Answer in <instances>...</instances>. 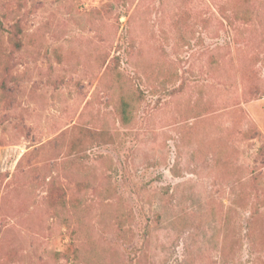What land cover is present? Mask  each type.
<instances>
[{"label": "rangeland", "instance_id": "1", "mask_svg": "<svg viewBox=\"0 0 264 264\" xmlns=\"http://www.w3.org/2000/svg\"><path fill=\"white\" fill-rule=\"evenodd\" d=\"M0 14V264H264V0Z\"/></svg>", "mask_w": 264, "mask_h": 264}, {"label": "trees", "instance_id": "2", "mask_svg": "<svg viewBox=\"0 0 264 264\" xmlns=\"http://www.w3.org/2000/svg\"><path fill=\"white\" fill-rule=\"evenodd\" d=\"M2 32H7L9 35V44L10 47L12 48V53H20L23 49H24V40H23V30L22 27L16 23L13 25L12 29H5L4 28V24L2 22V15L0 14V35L2 34ZM0 47H1V43H0ZM4 66V69L7 71L8 67H10V63H9V55L7 57L4 58V60L2 59L1 55H0V67ZM121 73L118 71V75L119 78H121ZM119 114H120V120L123 126H130L132 125V122L134 120V112H136V109L134 108L133 103L131 102V100H127V99H122V101L120 102V107H119ZM86 132L90 133L88 130H86ZM95 134L97 135H103V132H96ZM77 148H79L81 146V143H77ZM84 158V157H83ZM110 193V191H107L106 195ZM77 216V213H76ZM117 221L119 223V226H124V221L122 220V217L119 216L117 217ZM76 232V231H75ZM77 234V232H76ZM77 240V241H75ZM81 237L72 239V243L69 244L68 248H67V252L64 253L66 254L67 257H69L72 253L75 255V257L77 258L78 264L81 263V260H83V262H91L96 259L95 255H91L89 258H82L81 255V251H80V247L76 246V242H80ZM83 240V239H82ZM86 240H91L90 238H86ZM75 246V247H74ZM96 264H102L100 259H96L95 260Z\"/></svg>", "mask_w": 264, "mask_h": 264}]
</instances>
